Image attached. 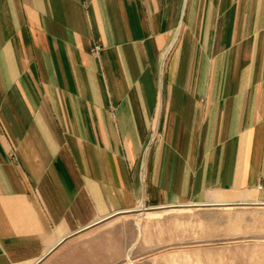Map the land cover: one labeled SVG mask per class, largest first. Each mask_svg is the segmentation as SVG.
Instances as JSON below:
<instances>
[{
  "label": "crops",
  "instance_id": "0c3cea01",
  "mask_svg": "<svg viewBox=\"0 0 264 264\" xmlns=\"http://www.w3.org/2000/svg\"><path fill=\"white\" fill-rule=\"evenodd\" d=\"M214 190L264 203V0H0V264H136Z\"/></svg>",
  "mask_w": 264,
  "mask_h": 264
},
{
  "label": "rangeland",
  "instance_id": "374dc122",
  "mask_svg": "<svg viewBox=\"0 0 264 264\" xmlns=\"http://www.w3.org/2000/svg\"><path fill=\"white\" fill-rule=\"evenodd\" d=\"M205 202L145 209L157 211L138 218L149 256L135 263L264 264V203L232 190L211 191Z\"/></svg>",
  "mask_w": 264,
  "mask_h": 264
},
{
  "label": "built area",
  "instance_id": "2783aa9c",
  "mask_svg": "<svg viewBox=\"0 0 264 264\" xmlns=\"http://www.w3.org/2000/svg\"><path fill=\"white\" fill-rule=\"evenodd\" d=\"M101 48H102V46L100 44H95L91 47V52L92 53H98Z\"/></svg>",
  "mask_w": 264,
  "mask_h": 264
}]
</instances>
